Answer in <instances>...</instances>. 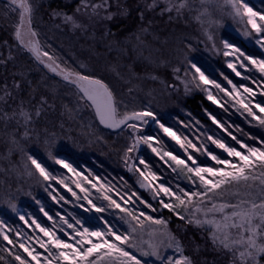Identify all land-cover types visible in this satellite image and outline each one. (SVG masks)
<instances>
[{
	"label": "rangeland",
	"instance_id": "1",
	"mask_svg": "<svg viewBox=\"0 0 264 264\" xmlns=\"http://www.w3.org/2000/svg\"><path fill=\"white\" fill-rule=\"evenodd\" d=\"M5 1H7L4 9L6 13L4 15L2 14L1 19L5 23L9 22V19H16L17 22L15 25H17L19 23V9H16L15 6L11 5L10 0ZM67 1L68 3L77 4L80 10L73 12L68 10L51 12L49 14L51 15V27L55 29L65 27L70 30V33H80L82 35L83 44L84 40L88 38L89 41L86 42V44H88V48L86 51L88 50L89 55L94 58H102L100 61L104 63L102 66L109 71H115L116 68L118 69V80H122V82L120 80L119 81L124 84L123 89L125 90V92L122 93L123 95L121 98L123 101L127 100L126 102L130 99L129 102L131 103L126 105L125 102H122V111H151L154 114L155 119L147 117L146 119L148 122L146 124L136 122L139 126V131L136 135L153 137V146L158 149L161 155L164 151H171L173 154L186 160L187 153H191L194 158L197 159L199 166H216L215 162L210 160L207 155V152H210L208 151L209 147L211 148V146H215L209 142L210 140L208 141L203 139L204 142L202 152L194 151L192 148H187L186 153L185 149L180 148L176 141L161 129L160 124H163L165 127L174 131L187 146L188 139L184 138L182 134L180 135L179 132L174 130L172 126L165 121H168L169 115L173 113L174 110H178L180 113L187 115V110H182L184 99L197 91L203 92L207 98L209 97V94H211L213 99L216 101H218L217 94L220 93L221 96L225 98L226 102L230 103L231 107L241 116L239 117L240 119L242 118V114H247L241 105L232 97L225 95L224 92H221L214 85L204 84L200 81L199 74L195 73V69L192 68V64L197 65L209 80L215 81L220 85L224 84L225 89L228 91L232 89L233 85H236L242 97H245L248 94L243 92V88H240V85L251 87L256 93L255 96L251 97L253 104L259 102V100L264 101V95L260 94L261 88L264 87V76H261L256 68L250 65L248 61L244 60L243 57H239L238 53H234L231 48L226 49L224 47V42L227 41L239 48L248 56H252L257 59H264V49L256 44L255 34L252 33L251 26L247 25V17L236 16L235 11L232 9L231 5L226 2V0H157L156 7L152 9L148 8V5L152 4L153 0H110L109 10L120 3V1H123L121 4L126 3L125 6L128 7L127 9L129 14L132 10H134V8H136V10L139 9L137 20H135L132 24V26H135V31L130 34L125 33V37L114 33L111 35L113 37L110 38L107 33L109 31L113 32L112 26L114 24L109 26L105 23V19L103 18L105 16L104 10L101 9L100 15L95 16L91 8L85 10L81 7L82 4H99L101 0ZM260 1L262 3L251 5L247 2V0H245L247 5L252 7L254 11L264 13V0ZM43 2L44 0H31L33 8L32 17L34 16L37 8H40L44 4ZM180 3H184L186 6L179 13H177L173 5H179ZM165 7L171 8V11H163ZM141 13H143V20H141ZM65 15L73 16L75 23L81 26L74 27L72 22H68L64 19ZM90 24H94L95 26L97 25L98 29L93 31L90 29ZM32 27L35 30L33 22ZM26 30L27 17L25 18V27L22 31L26 32ZM48 31L50 36H55L53 34V30L51 31L49 28L48 30H44L47 36ZM245 31L252 33L251 36L246 37L243 34ZM99 32L100 35L98 36ZM209 35L212 36L211 40L208 39ZM38 38L41 45L46 47L42 42L40 35ZM25 39H27V37H25ZM96 47L99 49H96ZM247 49H250L251 53L257 52L259 54L257 56L250 54L247 52ZM226 51L230 53L228 56L224 55ZM110 57H114V60L111 62L109 61ZM229 63L236 65L237 70L241 73V76H236L235 72L228 67ZM241 63H243L245 67H240ZM89 64L93 65L92 63ZM120 67L124 69L125 73ZM133 68H137V75L132 71ZM205 70L209 71L213 76L215 75L220 78V81L213 79V77L210 74H207ZM131 73L132 75L129 77L128 75ZM226 73L233 75L237 80H239V82L236 83V80L233 81L232 79H229L226 76ZM225 77H227V79H225ZM244 77H248V79H244ZM229 80L232 81V84L228 83ZM14 92H11L10 95L0 93V119L3 117V121H8L10 122L9 124H12L9 131L3 130V133L0 135V149L4 151H0V208L10 211V220H8L7 223H1L0 232L8 233L9 236L11 234L12 237L10 236V238L13 239L17 245L21 242L33 244V246H35L41 253L42 257L52 259V257L48 256L45 249L40 248L39 245L35 243V239L37 237L44 239L45 241H47L48 238L44 237L43 233H40L39 229H37L31 221L36 220L41 226L54 231L56 235L65 240V242L75 244V241L79 239V237L75 236L74 230L68 228L64 221L66 220L67 223L74 226V229L79 231H83L84 228H88L90 231H102L106 233V220L102 219L101 215L105 213V210L98 212L96 211V208H101L99 205L108 201L104 199V196L109 195L100 194V196L97 194L96 199L98 204L94 203V201L90 200L88 194L90 189L96 191L99 189L95 183H93L88 176L82 172V170L88 171L85 166L81 165L79 166V169L78 166L76 167L65 158L52 157L50 153L47 151L45 152L44 149L40 150L39 147L37 149L32 148L36 144L39 146L41 141L42 143L46 142L47 140H45L44 137H52V135H54V131H49L47 136H44L42 139V136L40 135L39 138L37 133L31 134L29 132L30 130L20 129V124L27 125V122L31 121L30 119L26 122L24 116L20 114L21 109L28 113L30 105L28 100L18 96L19 89L16 88V91ZM132 93H135V97L131 96ZM136 93L139 97L142 96L147 104L137 102L140 105H135L136 103L133 105V102L137 99ZM210 101H212L214 107H218V105H220L219 101L216 103H214L212 99H210ZM131 105L134 107L141 106V108H129L132 107ZM143 105H147L148 107ZM156 108H158L160 112H158ZM254 111L258 115H264L260 114L258 109H254ZM157 121H159V123H157ZM174 125H178L182 129L189 128V124L186 125L179 120H174ZM36 128L40 134L41 128L38 126H36ZM49 128L50 127H48V129ZM131 132L132 130L127 128H124L122 132L125 133L123 138L126 141L125 143H128V147L133 145L136 138L131 135ZM223 132H225L226 137L231 140V143L229 144L230 146L231 144L236 143V141L232 140V134L229 135L228 132ZM204 136L206 138L209 137L207 134ZM26 142H31V144H28L27 146H30L32 149L24 148V144L26 145ZM236 148L237 150H241L239 145ZM24 150L36 153L39 152L52 165V167L58 166L56 168V173L59 175H53L46 169L50 176L55 177V179H49L45 182L42 177L41 182H44L45 186L47 183L48 190L44 189L45 186L42 185V189L44 191V202L40 200V202L34 205L35 209L45 217L47 224H45L44 221L41 222L38 220L32 212L20 207V192L23 193L22 189H25L26 191L29 190V181H27V178L30 177L29 173L22 170L23 162L20 158H23L24 163L29 168L36 170L31 164V161L28 159L31 155H20ZM218 151L221 158H227L236 162L234 158L227 157V154L224 153L222 149H218ZM55 159H63L65 162L69 163L73 169H75V172H70L68 169L56 164ZM140 159H144L146 161L148 165L147 168L139 163ZM153 159L158 160L164 165V167L169 169L171 172L170 174L173 176V180H168L151 169L148 161ZM114 162L116 161L109 164L115 165L114 167L116 168L118 164H114ZM186 162L189 163L190 166H194L191 165L190 161ZM129 164H132L130 174L134 177L137 185L141 186V184L148 183L151 186L150 191L145 195L146 197L136 194L140 197V199L144 200L146 204H150L151 207H145V204H141L139 200H137L136 203L130 201V205L124 201L123 203L127 205V207H125L124 204L121 205L122 208H127L129 211H133L137 215L140 212H144L146 215H151L154 219L159 218L166 220L162 215L164 214V211H168V209L162 208L159 201L161 197H163L165 202L172 203L173 201L170 200L169 197L164 196L163 193H160L158 196L156 191L153 190L156 185L163 184L164 186L170 187L173 191L177 192L180 187L192 191L202 190L198 188V180H196V184L194 185L189 179L190 174L187 172V169H184L183 166H177L175 162L168 160L167 157L161 159L160 156L153 153L151 148L145 143H140L132 152H128L126 150L122 156V165L120 168L125 171L127 170ZM137 168L144 170L146 176H148L149 173H154L157 179L153 181L150 176L148 179H145V177L141 176L137 171ZM58 169L65 171V173L58 172ZM173 169H175V171H173ZM260 172L261 170L259 167L255 168L253 170V174L257 176V179H250L248 181V184L252 185L253 190L256 192H259L260 189ZM76 173H79V175H76ZM193 179H195V177H193ZM58 180H63L64 185L67 187L58 184ZM68 181L69 183L67 184ZM77 184H79V187ZM1 188L6 189V191L3 192ZM69 188L72 191H68ZM81 188L85 189V191H81ZM60 190L68 195L71 201H68L65 195L62 196L64 199H60ZM246 191L247 189L244 186L241 188L239 186H234L230 192L223 194L222 197L218 196L212 202L217 204L223 202L238 203L242 198H245L244 193ZM72 192H75L76 195L73 196ZM13 194H18L19 196H15ZM234 195H237V197H234ZM53 196L56 197L55 200L53 199ZM150 197L153 198V200L151 199L152 201L150 200ZM24 198L25 196L22 199ZM89 201H91V203H89ZM63 203H65V207H71V210L61 206ZM48 204L56 207L57 209L55 211V219H49V216L45 215L44 207ZM205 204L206 207H211L210 203L205 202ZM93 205L95 207H93ZM189 207L191 208L192 206ZM42 208L44 211H41ZM153 208H155V211L152 210ZM75 211L76 215L80 213L86 221L93 224L86 225L85 222H81L80 218L75 215ZM110 211V213H115L113 215L118 220V225L112 227L113 230L119 235H128L130 242L136 245L134 248H129L126 244L120 246L124 247L125 250L134 253L137 258L142 261V264H160L155 257L141 256L140 252L141 250L150 251L148 244L150 242L156 243L159 241V232L162 231L163 228L159 225L151 224L146 220L144 221V226L142 228L136 227L135 221H132L131 217L127 216L125 212L120 209H113V207ZM181 211H183L184 215H189L188 211L183 209H181ZM63 212L65 214H63ZM69 214L71 215V222L68 221L70 218H67V215L69 216ZM196 215L201 219L205 218L203 212L197 213ZM22 216L24 219H21ZM11 217H14L13 219H17V221H12ZM209 218H211V214ZM215 218L219 219V214H216ZM141 219L143 218L141 217ZM125 220H128L134 227H136L135 232L130 230L129 224L125 223ZM77 221H80V223H77ZM184 222L187 223V221ZM209 227L210 226L207 225L203 227L194 225L195 229L200 230V234L208 236L210 240L209 233L206 231ZM167 228L169 232L180 239L179 235L174 232L168 222ZM61 229H63V231H61ZM154 231L156 234L150 235V233ZM65 232L69 235H65ZM69 236L72 238L70 239ZM29 237L32 239L29 240ZM106 238L109 239L110 242L114 240L112 237ZM92 240L93 242H99L96 237H92ZM116 243L119 244V242ZM11 247V245H8V248ZM236 247L238 248V251L243 250L242 245H238ZM214 250L218 249L214 248ZM13 251H17V249H13ZM51 251L55 254V247H51ZM162 251L165 255H175L174 251L170 249H162ZM187 254L193 259L190 252H187ZM218 254L224 259H228L227 264H249L247 261L242 262L240 260L238 252L235 262L233 261L230 253L219 250ZM261 257L262 256H259L257 261L250 262V264H259ZM122 261L123 258L114 253L110 257H105L99 262V264H122ZM193 261L195 264H199L195 259H193ZM14 264H16V262ZM41 264H43V260ZM54 264H61V262L54 261Z\"/></svg>",
	"mask_w": 264,
	"mask_h": 264
},
{
	"label": "snow or ice",
	"instance_id": "2",
	"mask_svg": "<svg viewBox=\"0 0 264 264\" xmlns=\"http://www.w3.org/2000/svg\"><path fill=\"white\" fill-rule=\"evenodd\" d=\"M10 2L16 9H19V23L15 25L14 31V36L15 39L19 41V46L31 53L44 69L60 77L67 85L72 86L78 102L93 113L94 119L98 121L99 125L113 130L122 131L124 128L131 129V135L136 138L133 145L127 149L128 152H132L140 143H145L151 148L152 152L159 155L161 159L167 157L168 160L175 162L177 166H183L184 169H187V172L190 174L189 179L194 185L196 184V180L199 181L198 188L202 190L198 191L186 190L180 187L177 192L163 184L156 185L153 190L156 191L158 196L160 193H163L164 196L169 197L170 200L173 201L172 203L165 202L163 197H161L159 201L161 207L168 209V211L175 214L179 220L187 221L188 224L200 227L205 225L210 226L206 231L209 233L211 244L220 251L230 253L234 262L237 252L240 260L242 262L247 261L249 264L250 262L257 261L259 256H264V139L259 141L261 147H252L241 142L236 136L232 135V140L236 141L239 148L243 150L241 151L237 150L236 147L209 136L208 140H210L216 148L222 149L223 152L227 154V157L234 158L236 162L227 158H221L212 152H207L208 158L214 161L216 166L202 167L198 165L197 159L194 158L191 153H187V148H192L194 151H200V148L191 141H188L186 146L174 131L160 124L161 129L175 140L180 148L185 149L187 153L186 160L173 154L171 151H164L161 155L158 149L153 146V137L136 135L139 131V126L136 122L146 124L148 122L146 119L147 117L155 119L154 114L151 111H122V101L120 97L117 96L115 90L103 78L91 75L87 72H81L78 68H84V64H80L78 68H74L67 60H64L63 57L57 56L54 52L50 53L41 45L38 38L39 32L32 27L33 8L31 0H10ZM226 2L231 5L236 16L247 17V25L251 26L252 33L255 34L256 44L264 49V13L254 11L252 7L247 5L245 0H226ZM156 3L157 0H153V3L149 4L148 8H155ZM185 6L184 3L173 5L177 13ZM81 7L85 10L91 8L95 16H99L101 9H103L105 12L103 18L107 20L112 19L114 15V13L109 11L110 0H101L99 4H82ZM79 10L80 8H77V11ZM163 11H171V8L165 7ZM26 17L27 30L23 32L22 29L25 27ZM64 19L68 22H72L74 27L81 26L75 23L73 16L65 15ZM141 20H143V13H141ZM252 33L245 31L243 34L248 37L251 36ZM25 37H27V39H25ZM208 39L211 40L212 36L209 35ZM224 47L226 49L231 48L234 53H238L239 57H243L244 60L248 61L250 65L256 68L261 76H264V59L248 56L227 41L224 42ZM229 54L230 53L227 51L224 53L225 56ZM0 63H4L3 58H0ZM228 67L235 72L236 76H241L235 64L229 63ZM240 67H245V65L241 63ZM192 68L195 69V73L199 74L200 81L204 84H212L221 92H224L225 95L232 97L241 105L244 111L247 112L248 116L257 120L261 126H264V115H258L254 111V109H258L260 114H264V101L253 104L251 97L255 96L256 93L251 87L240 85V88H243V92L248 94L242 97L236 85H233L232 89L228 91L219 83L209 80L197 65L192 64ZM225 79H227V77H225ZM244 79H248V77H244ZM228 83L232 84V81L229 80ZM13 87L18 89L20 87L19 82H14ZM4 91L5 95H10L6 88ZM260 94L264 95V87L261 88ZM208 98L212 99L214 103L218 102L213 99L211 94H209ZM47 103V98L42 96L34 106V115L36 117L42 114ZM20 114L24 116L26 122L31 119L29 113L23 111V109H21ZM210 118L214 124L221 126L214 117ZM157 123H159V121H157ZM229 135H231V133H229ZM252 139L255 140L256 138L252 137ZM28 159L44 180L55 179V177L50 176L42 162L37 158L29 156ZM186 161H190L191 165L194 166H190ZM55 163L68 169L70 172H75V169L63 159H55ZM139 163L144 165L145 168L148 167L144 159H140ZM257 167L261 170L259 177V192L254 191L253 186L248 184L250 179H257V176L253 174V170ZM137 171L141 176L145 177V179H148L149 176L153 181L157 179L154 173H149L148 176H146L144 170L137 168ZM173 171H175V169H173ZM76 175H79V173H76ZM193 177H195V179H193ZM57 183L64 185L63 180H58ZM240 185H243L247 191L244 193L245 198H242L238 203L223 202L217 204L212 202L218 196L222 197L223 194L230 192L234 186ZM64 186L67 187L66 185ZM77 186L79 187V184H77ZM141 187H145V185L141 184ZM68 191L72 190L69 188ZM81 191H85V189L81 188ZM72 195L75 196L76 193L72 192ZM132 197L139 200L141 204H145V207H151L150 204H146L144 200L140 199L136 193H132L131 197H129L125 203H129ZM53 199L55 200L56 197L53 196ZM60 199H64V197L61 196ZM104 199L108 200L110 205L120 209L125 212L127 216L131 217V220L135 221L136 227L142 228L146 220L151 224L159 225L163 228V230L159 232V241L156 243L150 242L148 244L150 251L141 250V256L155 257L160 264H195L193 259L187 254L182 241L168 231L166 220L159 218L154 219L151 215H146L144 212H140L137 215L127 208H122L120 204L109 196H104ZM205 202L210 203L211 207H206ZM89 203H91V201H89ZM189 206L192 207L190 208ZM93 207L95 206L93 205ZM181 209L188 211L189 215H184ZM152 210L155 211V208ZM41 211H44L43 208ZM96 211L102 212L104 209L96 208ZM201 212H203L205 217L203 219L196 215ZM210 214L211 218H209ZM216 214H219V219L215 218ZM45 215H47L46 212ZM141 217L143 219H141ZM48 218L52 219L50 216ZM21 219H24V217L22 216ZM31 223L39 229L40 233H43L44 237L48 238L47 241H45L37 237L35 243L38 244L40 248L45 249L48 256L52 257V259L42 257L41 253L33 244L21 242L17 245L8 234L0 232V236H2L3 240L6 241L8 245L12 246L11 248H4L3 250L12 257L16 264H41L42 260L43 264H54V261H59L61 264H99L105 257H110L114 253L123 258L122 264H142V261L138 259L134 253L120 246L126 244L129 248L136 247V245L130 242L129 236L117 234L107 223L105 224L107 228V232L105 233L102 231H90L88 228L79 231L74 229V226L67 223L65 220L64 223L67 224V227L73 229L75 236L79 237V239L75 241V244L65 242V240L57 236L54 231L41 226L36 220H32ZM77 223H80V221H77ZM125 223L129 224V228L132 232L136 231V227L128 220H125ZM61 231H63V229H61ZM64 234L69 235L66 232ZM155 234V231L150 233V235ZM92 237H96L99 242H93ZM106 237H112L114 240L110 242ZM69 238L71 239L72 237L69 236ZM28 239L31 240L32 238L29 237ZM116 242H119V244ZM238 245H242L243 250L238 251L236 247ZM51 247H55V254L51 251ZM13 249H17V251H13ZM162 249L173 250L175 255H165ZM3 259V257H0V260Z\"/></svg>",
	"mask_w": 264,
	"mask_h": 264
},
{
	"label": "trees",
	"instance_id": "3",
	"mask_svg": "<svg viewBox=\"0 0 264 264\" xmlns=\"http://www.w3.org/2000/svg\"><path fill=\"white\" fill-rule=\"evenodd\" d=\"M121 2L123 1H120V3L109 10L111 13H114L113 18L110 20L105 19V23L109 26L114 24L112 26L113 32L109 31L107 33L110 38L113 37L111 35L114 33L125 37V33L130 34L135 31V26H132V24L137 20L139 9L136 10V8H134L129 14L128 7L125 6L126 3L121 4ZM247 2L251 5L262 3L260 0H247ZM43 3L44 4L40 8H37V12L35 11L32 22L35 30L39 32L40 38L46 46L45 48L50 53L54 52L57 56L63 57L64 60H67L74 68H78L80 64H84L85 67L82 69L78 68V70L103 78L115 90L122 102H125L126 105L130 103V99L126 102L127 100L124 99L125 101H123L121 98L125 90L123 89L124 84L121 83L122 80L119 79L121 82L118 80V69L116 68L115 71L105 69L104 66H102L104 63L100 62L102 58H94L89 55L88 50L86 51L88 48V44H86V42L89 41L88 38L84 40L83 44L82 35L80 33H70V30L65 27H60V29L51 27V15H49L51 12H60L64 10L70 12L77 11V8H79L77 4L68 3L67 0H44ZM6 4L7 1L0 0V58L4 60V63H0V93L5 94V88L9 93L16 91L13 84L14 82H19L20 87L18 88V96L28 100L30 105L28 113L31 117V121L27 122V125H19L20 129L30 130L29 132L31 134L37 133L39 138L40 135L42 136V139L44 136H47L49 131H54L52 137H44V139L47 140L43 142L44 144L41 141L39 146L36 144L32 148L37 149L39 147L40 150L44 149L45 152L47 151L50 153L52 157L65 158L76 167L81 165L85 166L88 171L81 169L82 172L85 173L99 189L97 191L90 189L89 194L87 193L90 200L94 201L96 204H98L96 199L97 194L109 195L117 203H122L120 205H123V202L128 200L132 193L145 196L149 191H144L143 187L137 185L134 177L130 174L132 169L130 171H128V169L124 171L120 168L122 165V156L129 148L128 143H125L126 141L123 138L125 134L122 133L123 130L110 131L102 128L97 120L94 119L93 113L78 102L72 86L67 85L61 78L50 74L29 52H27V50L19 46V42L14 36L16 19H9V17L8 19L10 21L7 23L1 19L2 14L4 15L6 13V11H4ZM93 25L94 24H90V29L93 31L98 29L97 25ZM43 28L44 30H48V28L51 31L53 30L55 36H50L49 31L47 36ZM99 35L100 32L98 36ZM96 49L99 48L96 47ZM247 52L256 56L259 54L257 52L251 53L250 49H247ZM113 60L114 57L109 58L110 62ZM121 70L125 73L123 68H121ZM132 71L137 75V68H133ZM205 71L207 74H210L213 79L220 81V78L215 75L213 76L207 70ZM131 75L132 73L128 76L130 77ZM226 76L233 81L236 80V83L239 82V80L229 73H226ZM221 86L225 88L224 84ZM42 96L47 98L48 103L42 114L36 117L34 115V106ZM131 96L135 97V93H132ZM217 96L220 105L214 107L212 101H210L203 92H194L184 99L182 104V110H187L188 114L185 115L178 110H174V112L169 115L168 121L165 122L179 132L180 135L182 134L188 141H191L199 147L201 152L204 142L203 139L208 140V138L204 136L205 134L229 145L231 140L226 137L223 131L231 133L236 136L238 140L250 146L261 147L259 141L264 139V126H261L257 120L245 113L242 114V118L240 119L239 117L241 116L231 107L230 103H227L220 93H218ZM136 98L135 102L132 101L133 105L134 103H136L135 105H140L137 102L147 104L142 96L139 97L137 93ZM133 105L129 108H141V106L134 107ZM143 106L148 107L147 105ZM156 110L160 112L158 108H156ZM210 117H214L222 127L214 124ZM174 120H179L186 125L189 124V128L182 129L178 125H174ZM9 123L8 121H3V117L0 119V135L3 133V130L9 131L11 129L12 124ZM36 126L41 128L40 134ZM48 127L50 128L48 129ZM252 137L256 139L254 140ZM28 144L30 145L31 142H26L24 148L32 149L30 146H27ZM231 146L237 147L238 144L234 143L231 144ZM0 151L4 152L2 149H0ZM208 151L219 156V151L216 146L209 147ZM20 155H31L37 158L51 174L59 175L56 173V168L58 166L52 167L39 152L36 153L24 150ZM20 160L23 162L22 170L30 174V177L27 178V181H29V190L26 191L22 189L23 193L20 192V207L32 212L38 220L41 222L44 221V223L47 224L45 217L34 207L40 200L44 202L42 185L45 183L41 182L42 176H40L36 170L29 168L24 163L23 158H20ZM111 161H116L114 162V164H118L116 168L114 167L115 165L109 164L112 163ZM148 164L156 173L168 180H173V176L170 174L171 172L169 169L164 167L158 160H150ZM58 172L65 173V171L59 169ZM68 183L69 181L67 184ZM242 186L243 185H240L239 187L241 188ZM44 189L48 190L47 183ZM1 190H3V192L6 191L4 188H1ZM60 194L61 196L65 195L67 200L71 201L70 197L63 191H61ZM13 195L19 196L18 194ZM24 196L25 198L22 199ZM234 197H237V195H234ZM151 199L153 200L152 197H150V200ZM130 201L136 203L137 199L132 197ZM128 205H130V202ZM61 206L65 207V203ZM99 206L105 210V213L101 214L102 219H105L106 223L111 227L117 226L118 220L113 215L115 213H110V210L112 207L113 209L118 208L110 205L108 201H105ZM124 206L127 207L125 204ZM65 208L71 210V207L67 206ZM44 210L48 216L53 219L56 218V207L48 204L44 207ZM9 212L10 211L4 208H0V225L10 220ZM74 213L76 215V211ZM63 214L65 213L63 212ZM76 216L80 218L81 222H85L86 225L93 224L86 221L80 213ZM162 216L167 220L174 232L179 235L186 251L190 252L196 262L199 264H227L228 259H224L219 255V250H214L208 236L200 234V230L195 229L194 225L179 220L173 213L166 210ZM13 218L12 221H17V219ZM67 218H70L68 221H72L70 214L69 216L67 215ZM10 236L12 237L11 234ZM4 248H8V245L6 241L3 240L2 236H0V257L4 258L0 260V264H14V260L3 250ZM259 264H264V256L260 258Z\"/></svg>",
	"mask_w": 264,
	"mask_h": 264
},
{
	"label": "water",
	"instance_id": "4",
	"mask_svg": "<svg viewBox=\"0 0 264 264\" xmlns=\"http://www.w3.org/2000/svg\"><path fill=\"white\" fill-rule=\"evenodd\" d=\"M47 70V69H46ZM50 73V72H49ZM50 74H52V75H54L53 73H50ZM55 76V75H54ZM57 77V76H56ZM60 78V77H59ZM102 128H104V129H107V130H110V131H118V130H113V129H108V128H105V127H103L102 125H100ZM128 171H130L131 169H132V164H129L128 165ZM144 185H145V187H143V190L144 191H150V188H151V186L148 184V183H144Z\"/></svg>",
	"mask_w": 264,
	"mask_h": 264
}]
</instances>
